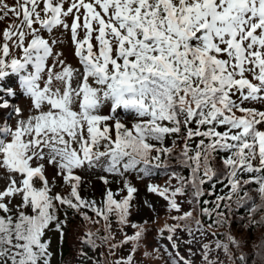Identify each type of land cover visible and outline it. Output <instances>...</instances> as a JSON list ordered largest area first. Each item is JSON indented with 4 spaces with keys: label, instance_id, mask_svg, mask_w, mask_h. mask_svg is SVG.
<instances>
[{
    "label": "snow or ice",
    "instance_id": "1",
    "mask_svg": "<svg viewBox=\"0 0 264 264\" xmlns=\"http://www.w3.org/2000/svg\"><path fill=\"white\" fill-rule=\"evenodd\" d=\"M4 21L0 264H53L69 212L100 225L79 264H106L104 246L137 264L134 173L166 177L146 186L172 221L149 260L264 264V0H0Z\"/></svg>",
    "mask_w": 264,
    "mask_h": 264
},
{
    "label": "rangeland",
    "instance_id": "2",
    "mask_svg": "<svg viewBox=\"0 0 264 264\" xmlns=\"http://www.w3.org/2000/svg\"><path fill=\"white\" fill-rule=\"evenodd\" d=\"M66 54L68 55L69 62L74 64L76 63L75 59L68 53L66 50ZM15 103L19 105L20 107L26 108L27 107V101L26 99L21 96L19 97ZM11 123H15L14 118L11 120ZM51 175V173H50ZM83 175V174H82ZM85 179H87L90 183L86 184L84 186V189L82 191V196H85L89 199H96L101 200L102 194L104 191V184L102 181L99 180L98 175H86ZM110 180H113L112 177H109ZM149 182H159L164 183L163 179L159 176H156L153 180L149 181L147 178L145 179H138L136 180L138 193L135 196L132 215L130 217L131 222L132 221H139L144 222L147 220V228L148 231L145 233V236L143 238L144 245L141 246V249L136 254V262L137 264H163V261L156 260L152 261L149 260L147 257H145L142 254V251L144 249H147L151 251L153 248L158 247L160 244H167V240H162L160 236L158 235V229L163 227L164 223H171L169 214H166L165 217L162 216V213H164L166 210L163 207L164 201L156 196L155 194H151L147 192V184ZM114 192H117L119 190L120 185L113 180V182L109 185ZM60 189L58 188L57 191ZM150 201L152 202L156 207V212H152L148 207L144 204V201ZM174 214V213H173ZM145 223V222H144ZM74 228H67L66 229V237L62 244L59 241V237L57 234H50L53 239V250H59V254L54 258L53 264H79V258L78 253L74 255L72 258L71 256V246L75 244V242L79 243L80 248L82 247V244L80 242V238L83 234V232H80L79 234L76 232H73ZM127 232H132V228L128 227L125 229ZM166 235V234H165ZM128 248V247H127ZM125 247L121 248L119 251L123 253ZM84 250L88 251V248L84 246ZM129 252V250H128ZM89 255H93L91 251H89ZM197 264L199 262L197 261Z\"/></svg>",
    "mask_w": 264,
    "mask_h": 264
},
{
    "label": "trees",
    "instance_id": "3",
    "mask_svg": "<svg viewBox=\"0 0 264 264\" xmlns=\"http://www.w3.org/2000/svg\"><path fill=\"white\" fill-rule=\"evenodd\" d=\"M237 229L236 225H233V230L235 231ZM238 235L240 234L239 232L237 233Z\"/></svg>",
    "mask_w": 264,
    "mask_h": 264
}]
</instances>
